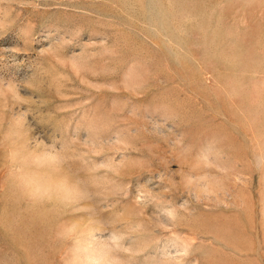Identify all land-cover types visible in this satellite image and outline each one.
<instances>
[{"label": "rangeland", "instance_id": "1", "mask_svg": "<svg viewBox=\"0 0 264 264\" xmlns=\"http://www.w3.org/2000/svg\"><path fill=\"white\" fill-rule=\"evenodd\" d=\"M0 264H264V0H0Z\"/></svg>", "mask_w": 264, "mask_h": 264}]
</instances>
